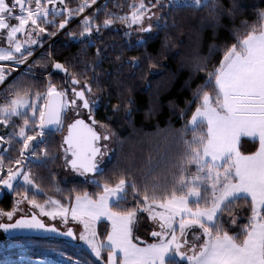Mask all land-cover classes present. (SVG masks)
Segmentation results:
<instances>
[{
    "label": "snow or ice",
    "instance_id": "snow-or-ice-1",
    "mask_svg": "<svg viewBox=\"0 0 264 264\" xmlns=\"http://www.w3.org/2000/svg\"><path fill=\"white\" fill-rule=\"evenodd\" d=\"M96 3L97 0H80L73 8L66 5V0H0V42L6 40L7 43V47H0V62L25 64L33 55V46H43V34L56 36L72 19ZM183 6L206 8L217 25L222 15L220 0H190ZM128 7L131 11L124 15L107 12L110 18L94 28V19L104 10L96 8L93 15L82 16V31L68 33L69 38H85L90 45L94 31L109 28L116 20L129 30L138 26L136 31L141 34L151 33L153 22L157 28L168 27L166 21L161 24L162 14L153 11L164 7L162 0L155 3L139 0ZM238 7L233 3L229 14L234 16ZM50 15L64 16V19L54 31L48 32L43 25H56L55 19H49ZM255 15L257 20L251 26L247 20L241 22L243 32L239 28L230 29L234 42L229 44L226 39L222 45H210L209 57H205L203 63L197 61L193 71L204 73L203 83L197 85L180 113L184 116L188 108L196 105L191 118L177 130L181 150L175 157H161L158 164H164L162 176L151 175L158 164L154 165L149 158L142 182L135 178V173H131L133 178L129 179L127 170L115 184H101L97 179L105 173L103 165L112 149L104 143L111 140L106 126L100 124L103 131L96 127L100 123L95 119L99 97L93 92L90 81L81 84L76 74L69 79L68 69L58 62L52 67L63 71V88H58L50 76L46 90L35 93L31 87H21L18 81H13L5 90L8 94L5 102L0 104V124L7 129L15 123L14 118H21L22 124L18 131L13 129L0 135V146H9L0 147V173L4 172L5 156L11 145L22 141V147L20 158L15 160L17 166L12 167L9 158L7 175L0 178V186L15 193L12 210L0 209V218L6 217L9 221L0 222V229L6 233L30 229L64 238L51 249L54 258L40 264H89L88 260L80 258L83 249L75 250L79 243L94 257L91 264H264V8H259ZM145 21L148 22L146 27ZM21 33L24 39L18 38ZM125 35L131 36L132 32L126 31ZM146 43L143 35L137 40L138 46ZM221 47L223 54L219 63L209 67L208 59ZM48 58L51 59V53ZM126 63L131 69H138L140 58L133 57ZM12 72V67L0 63V84ZM25 75H34L31 65ZM191 80L189 77L186 83ZM119 109V104L113 108L114 111ZM83 110H87L91 123L81 118ZM126 111L130 113L131 109ZM67 112L77 118L68 124L63 138L67 145L63 149V166L70 167L85 183L102 191L95 195L88 191L76 192L73 197V189L69 190L67 204L52 196L39 203L37 196L46 193L35 183L31 172L24 169L29 164L46 165L57 158L49 154L47 138L50 132L62 130ZM189 132L192 133L190 139L187 138ZM244 137L258 142L255 151L241 150ZM38 144L45 145L39 152L35 147ZM21 187L22 194L17 191ZM55 191L61 193L64 189L57 187ZM241 200L249 210L242 225L240 211L235 208L236 202ZM25 201L33 209L31 215H20L11 222L22 211ZM35 209H39V213ZM145 214L155 226L150 233L152 243L134 235ZM41 217L50 218V222ZM57 223L66 230L62 231ZM70 223L75 227H69ZM98 225H104L107 231L103 239ZM80 226L77 236L76 228ZM70 248L73 252L68 255Z\"/></svg>",
    "mask_w": 264,
    "mask_h": 264
},
{
    "label": "trees",
    "instance_id": "trees-1",
    "mask_svg": "<svg viewBox=\"0 0 264 264\" xmlns=\"http://www.w3.org/2000/svg\"><path fill=\"white\" fill-rule=\"evenodd\" d=\"M163 1L165 6L162 8L161 24L163 25L166 21L168 27L157 28L153 25L154 34L152 37H145L147 43L143 46L137 45L138 39L132 41L129 36L125 35L123 29L125 25L119 20H116L109 28L102 27L99 32L94 31L90 45L88 39L73 40L68 36L70 32L79 34L82 31L80 20L53 41L51 48L53 63L58 62L65 65L68 69L69 79L73 74H76L81 84L85 80L90 81L93 92L99 97L95 109V119L100 122L98 125L106 126L114 145L112 155L104 166L105 173L103 176H97L101 184L105 182L115 184L126 170L130 173L129 179L133 178L131 173H135V178L142 182L143 173L148 168L149 158L154 165H157L162 156L175 157L179 154L182 145L176 139L177 130L184 127L196 105L193 104L191 108H188L186 115L181 116L180 113L186 108L187 101L192 98V93L197 85L203 83L204 73L194 72L195 64L197 61L203 63L204 58L209 57L210 45L214 43L222 45L226 39L229 44L234 42L230 38V29L239 28L243 32L244 25L241 22L247 20L248 25L251 26L257 20L256 11L259 8H264V0H220L223 7L217 25L209 16L206 8L197 9L183 6L190 3L188 1L177 4H168L167 0ZM133 2L136 0H107L100 6L104 10L100 11L93 21L94 28L96 24H102L105 19L110 18L107 16V12H114L118 15L129 13L131 9L128 5ZM138 2L139 0H137ZM79 3L80 0H66L68 7L74 8ZM233 3L239 5L234 16L228 12ZM118 5L122 7H118ZM93 12H89L87 15L91 16ZM52 19L56 20V25L48 26L50 32L58 27L64 16H56ZM49 37L47 35L46 39ZM222 54L223 48L221 47L208 59V66L218 64ZM133 57L140 58L138 69H131L126 63ZM31 67L37 72L36 74L25 75L23 73L16 76L1 89L0 94L9 88L13 81H18L21 87H31L33 93L43 90L46 83L44 78L47 76L51 77L52 82L58 88L65 87L64 73L61 70L53 68L50 70L51 72L49 71L50 73L47 72L43 77V73L49 68V61L46 57H39L32 63ZM150 68L151 71H149ZM189 77H192V80L190 83H186L189 81ZM67 87L70 94L71 85L69 84ZM129 97H131V102H129ZM91 98L95 99L96 97ZM117 104L120 105V109L114 111L113 108ZM129 108L131 109L130 113L126 111ZM14 119L16 124L19 118ZM66 123L64 124V131ZM62 135L59 132L48 134V152L50 155L55 154L57 156L55 160H49L46 165L29 164L27 167V171L31 172L35 183L46 193V195L37 196L39 203H43L49 196H52L67 204L69 190L73 189V197L76 192L88 191L95 195L102 191V188L98 189L94 185L85 183L82 178L64 179V168L60 159ZM191 135L192 133L189 132L187 138L190 139ZM20 144L21 141L10 147L5 156L6 164H8L9 158L12 162L14 158L18 157ZM35 147L39 152L45 145L38 144ZM256 148L257 142L242 140L241 150L243 152L249 153L255 151ZM163 173L164 164L159 163L151 175L162 176ZM4 176L5 169L3 173H0V178ZM105 177H110V179L106 180ZM57 187L64 189V191L57 193L55 191ZM17 191L22 194L24 189L19 188ZM14 194V192L12 194L6 193L4 198L0 200V208L5 211L12 210ZM29 196L31 198V193ZM129 200H131V189H129ZM235 208L240 211V224L242 225L246 222L244 217L248 215L249 210L242 200L236 202ZM107 227L109 228V224ZM98 230L101 231L100 238L103 239L107 234L104 225H98ZM151 230L150 222L146 219L145 214V217L141 218L134 235L139 236L143 241L151 242L153 241L150 236ZM1 234L3 235V233ZM1 239L0 259L5 257L4 250H2L4 245L14 241L50 242L52 244L47 246L56 248L63 240L37 237L7 239L4 235ZM189 239L191 240V235ZM79 249H83L80 258L88 260L91 264L94 257L89 250L85 247L75 250L79 252ZM72 252L73 249L70 248L67 254L71 255ZM47 254L54 255L55 253L49 251ZM103 255L106 259L107 249L104 250Z\"/></svg>",
    "mask_w": 264,
    "mask_h": 264
},
{
    "label": "rangeland",
    "instance_id": "rangeland-1",
    "mask_svg": "<svg viewBox=\"0 0 264 264\" xmlns=\"http://www.w3.org/2000/svg\"><path fill=\"white\" fill-rule=\"evenodd\" d=\"M98 1L99 0H97V2ZM106 1L107 0H102L103 3L100 4V5L98 4L99 5V6L97 5L98 7L97 6H93V7H91L92 9H90V8L86 9V10H88L87 13L92 12V11L95 12L96 11L95 10L96 7L97 8H100V6L103 5ZM185 1L190 2V0H167V3L168 4L169 3L170 4H177V3H182V2H185ZM136 3H137V0H136ZM153 3H155V0L153 1ZM162 3L165 6V2L163 0H162ZM33 7H34V5H33ZM153 11L162 14V8H154ZM93 13H91V15H93ZM83 14H81V16H78V17L74 18L64 29L60 30V32H58V34L56 36H54V37H51L50 36L48 39H46V37H47L48 34L47 33L43 34V46H33L34 47V51L33 52H35V51L43 48L42 51H41L42 55L36 56L35 59L29 64V66L32 65V63L36 59H38L39 57H41V56L46 57L48 59V61H49V68H48V70L45 73H43V75H44L43 77H45L46 73L49 72L51 69H53V67H51L52 64H53L52 57H51V59L48 58V54L51 53V48H52L53 41L60 34H62L63 32H65L70 26H72L74 23H76L77 21H79L80 18L83 16ZM49 19H52V17L49 16ZM147 23L148 22L145 21V27L147 26ZM153 25H155L154 22H153ZM43 26L48 29V26L49 25H43ZM137 28H138V26L134 25L131 30L127 29L126 26L123 29L125 30V32L126 31H131L132 32V35L129 36L132 41H134V39H140V37L142 35L145 36V37L146 36L152 37L153 34H154L153 31L151 33H149V34H141V33H139V32L136 31ZM49 29H48V32H50ZM52 38H54V39H52ZM50 41H52L51 46L50 45H47L46 46V44H48ZM29 66H28V68H29ZM31 70H32V67H31ZM25 73L26 72H24V74ZM36 73L37 72H35L34 74H36ZM17 76H19V75H17ZM10 77H8V79L3 84H0V91H1V89L6 84H8L13 79V78L10 79ZM44 79H45V82H46L45 83V86H44V89L43 90H39V91H45L46 90V84H47V80L49 79V76L45 77ZM7 95L8 94H7V92L5 90L0 94V104H3L5 102ZM41 103H43V101H41ZM72 115L73 114L70 113V112H67L65 114L64 124L69 119H71ZM21 124H22V119L21 118L18 119V122L16 124L14 123L13 125L9 126L7 129H5V127L2 124H0V135H6L7 132H11V131H13V129H15L16 131H18L19 130V126ZM63 128H64V126H63ZM63 128H62V130L59 131L60 134H63V131H64ZM38 130L39 129H37V131ZM98 130L99 131H103V129L100 128V125L98 127ZM107 132H108V130H107ZM29 135H35V132H29ZM104 143H107L108 146H109V148L112 149V151L109 152V158H110L111 155H112V152L114 150L113 141L111 139L110 141H105ZM0 147L8 148L9 146L7 144H3ZM21 147H22V141H21V144H20L19 148H21ZM18 154H19V152H18ZM60 155H61L60 156L61 163H62V166H63V159H64L63 148L61 150V154ZM19 158H20V156L18 155L17 158H14L13 159V161L11 162V166L12 167L15 166V160L16 159H19ZM109 158H106L105 159L104 165L107 163V161L109 160ZM8 166H9V164H5V176L7 175V167ZM63 168H64V179L65 180L72 179V178H82L83 179V177H80L77 173H75L74 171H72L70 168H66L64 166H63ZM25 171H27V167L25 168ZM1 178H3V177H1ZM14 196H15V194L13 195V199H14ZM12 202H13V200H12ZM0 209H3V208H0ZM21 209H22V211L18 212L17 215L14 216L13 220L15 218L19 217L20 215H29V213H31L33 211V209L31 208V206L28 205L26 201L21 205ZM34 211L37 212V213H39V209H35ZM41 218L44 219L46 222H50V218H48V217H41ZM0 222H9V221H8V219L6 217H3V218H0ZM149 222H150L151 228L153 230V227H155V226L152 224L151 221H149ZM57 226L60 227L62 230H66V229H64L63 225L60 224V223H57ZM68 226L69 227H75V225L72 224V223H70ZM81 228H82V226L76 228V234H77V236L79 235V231H80ZM109 228H110V224H109ZM157 230H158V228H157ZM1 233H2V231H1ZM1 233H0V240H2L1 237H3V235ZM189 238H190V236H189ZM152 242H154V240L151 241V242H147V243H152ZM51 244L52 243H50V242H47V243L46 242L45 243H33V242H22V241H14V242H11L10 244H5L4 247L2 248V250H4L5 257L3 259H0V264H40L41 261L51 260L55 256V254L54 255L47 254V252L51 251V249L54 248V247L52 248V247H48L47 246V245H51ZM84 247L85 246L82 243H79V247L78 248H84ZM85 249H87V248L85 247Z\"/></svg>",
    "mask_w": 264,
    "mask_h": 264
},
{
    "label": "water",
    "instance_id": "water-1",
    "mask_svg": "<svg viewBox=\"0 0 264 264\" xmlns=\"http://www.w3.org/2000/svg\"><path fill=\"white\" fill-rule=\"evenodd\" d=\"M81 118H83V117H81ZM75 119V118H74ZM85 119V118H84ZM73 121V119L72 120H70L67 124H66V128H65V131H64V133H63V135H62V143H61V145H63V149L65 148V147H67V145L66 144H64L63 143V138H64V136H66L67 135V131H68V128H67V126H68V124L69 123H71ZM85 121L86 122H88V123H91V121H89V120H86L85 119ZM55 132H59V131H53V132H50V133H55ZM62 148H61V150H62ZM69 155H70V153H69ZM110 159V158H109ZM103 166H105V165H103ZM14 167H16V165L14 166ZM70 168V167H69ZM25 170V169H24ZM12 194L13 192L12 191H10V190H8V189H6V188H4L3 186H0V199H2L3 198V196H4V194ZM32 213V212H31ZM31 213H29V215H31ZM17 218H19V217H17ZM17 218H15V219H17ZM15 219L13 220V221H11V222H14L15 221ZM4 223H8V222H4ZM1 231H2V233H3V235L5 236V238H7V239H9V238H15V237H37V238H60V239H64V238H62V237H57L56 236V234L55 233H46V232H43V231H37V230H30V229H14V230H9V232H5L3 229H0ZM62 230V229H61ZM63 231V230H62Z\"/></svg>",
    "mask_w": 264,
    "mask_h": 264
},
{
    "label": "built area",
    "instance_id": "built-area-1",
    "mask_svg": "<svg viewBox=\"0 0 264 264\" xmlns=\"http://www.w3.org/2000/svg\"><path fill=\"white\" fill-rule=\"evenodd\" d=\"M88 10H85V13L83 15H87ZM82 18V17H81ZM54 39V38H52ZM56 39V38H55ZM52 44V41H50L47 45H50L51 46ZM43 48L33 52V55L28 59V61L23 64V65H19V66H16L14 63L12 62H0V63H6L9 67H12L13 68V72H12V75L10 77V79L14 78L15 76L17 75H20V74H23L24 72H27L28 70V66L29 64L35 59L36 56H40L42 55L41 51H42ZM32 73H35V71L32 70Z\"/></svg>",
    "mask_w": 264,
    "mask_h": 264
},
{
    "label": "crops",
    "instance_id": "crops-1",
    "mask_svg": "<svg viewBox=\"0 0 264 264\" xmlns=\"http://www.w3.org/2000/svg\"><path fill=\"white\" fill-rule=\"evenodd\" d=\"M59 6V4H57V7ZM51 16V15H50ZM13 22H15V21H13ZM18 38L19 39H24V36H23V34L21 33V34H18ZM0 47H7V43H6V41H3V42H0ZM191 118V117H190ZM244 139H247V140H251L250 138H247V137H244V138H242V140H244ZM257 147H258V142H257Z\"/></svg>",
    "mask_w": 264,
    "mask_h": 264
},
{
    "label": "flooded vegetation",
    "instance_id": "flooded-vegetation-1",
    "mask_svg": "<svg viewBox=\"0 0 264 264\" xmlns=\"http://www.w3.org/2000/svg\"><path fill=\"white\" fill-rule=\"evenodd\" d=\"M77 87H79V86H77ZM83 112H84V116H83V118H85L86 120H88V119H87V110H83ZM74 118H77V117H75L74 114H73L72 117H71V119H69V121L72 120V119H74ZM69 121H68V122H69ZM68 122H67V123H68ZM67 123H66V124H67ZM96 127H97V130H98L99 125L97 124ZM98 131H99V130H98ZM4 196H5V194H4ZM4 196H3V198H4ZM3 198H2V199H3ZM2 199H0V200H2Z\"/></svg>",
    "mask_w": 264,
    "mask_h": 264
},
{
    "label": "bare ground",
    "instance_id": "bare-ground-1",
    "mask_svg": "<svg viewBox=\"0 0 264 264\" xmlns=\"http://www.w3.org/2000/svg\"><path fill=\"white\" fill-rule=\"evenodd\" d=\"M101 2H102V0H99V1L96 3L95 6H97V5L100 4ZM90 9H92V8H90Z\"/></svg>",
    "mask_w": 264,
    "mask_h": 264
}]
</instances>
